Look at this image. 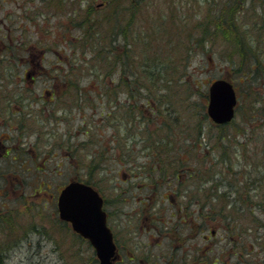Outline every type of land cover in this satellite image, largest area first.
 Returning a JSON list of instances; mask_svg holds the SVG:
<instances>
[{"label":"rangeland","instance_id":"1","mask_svg":"<svg viewBox=\"0 0 264 264\" xmlns=\"http://www.w3.org/2000/svg\"><path fill=\"white\" fill-rule=\"evenodd\" d=\"M222 1L225 0H147L149 6L145 5L144 8L146 9L148 6V9H146L148 13L139 14L136 18L135 28L137 29V34L138 32L143 35L145 33L151 34L152 31H148V28L154 26L153 22L155 21L153 19L155 15L160 13L164 16L163 20L169 24L170 32L174 30V27L178 30V33L175 34L178 39L172 38L170 42L168 41L169 38L160 41L152 39L150 42L152 44H161L163 49L165 48L170 52V54H161L162 61L166 67L174 57H176L174 63L179 61L180 56L178 53L181 50H178V46L182 44V38H190V41L201 38V29L205 28V24L197 23L203 20V13L208 9L211 10L222 5ZM38 2L39 0H35L34 3L32 0H27L22 4V2L17 3V0H15L13 3H4L0 6V18H4L5 22L3 24L0 23L2 39L7 40L9 42L8 45L13 41L12 45L16 48V52L9 48H3L2 53L11 55L13 59H9L13 60L10 61L15 67L14 70L22 72L28 65L29 53L34 51V46L30 44L35 42L34 44H39L40 47L49 51L43 62L45 65H52L51 73L57 74V68L60 66L63 68L62 74H69L68 71L66 73V69H69L71 65L67 64L66 56H69V58L67 57L68 61H77V55L76 57L72 56L73 52L68 47V38L69 36L76 37L79 31L71 28L69 32L67 27H65L66 32L63 33L64 29L61 28V24L67 21V15L64 14L74 7L73 2L81 3L83 7L88 4L97 6L102 0H63L62 3L65 9L61 12L51 9L50 12H47V7L40 6ZM58 2L59 0H57ZM27 3L29 7L26 6ZM51 4H54V2L51 1ZM154 4H157V6L154 7ZM246 8L247 18H244L246 23L243 22L245 26H248V23L256 22L257 16H264V0H251L249 6L247 7L246 5ZM26 12L27 14H21ZM46 12L48 13L47 15ZM51 13L54 15L51 16ZM44 17H48L49 20L36 23L37 18ZM149 20L152 22L148 23ZM259 23L260 21L256 25L258 26ZM23 24H31L30 32H24ZM256 33L257 35L255 36L258 39L264 38L263 30H256ZM61 34L67 39L66 43L62 42L61 39L63 38L59 39ZM63 44L64 47L62 49ZM61 51L64 52L62 57L58 55ZM230 52L231 49L227 42L221 37L208 41L203 50H196L195 55L192 57L193 60L184 72L187 86L190 87L187 91L189 95H183L185 101L182 106L180 103L178 107H186L183 108L180 118V112H176L175 115L178 116L175 117L180 121L179 124L182 125L179 129L180 131L184 132L183 128H186L193 135L195 131H199L200 137L191 135L190 139L195 138L192 143L187 142L183 135H178L180 138L176 134L169 137L171 141H169L168 146L182 149L185 152L182 161H179L176 167L167 166L176 169L178 174H181V180L174 178L177 183L180 181L189 183L190 180L187 176L196 166H203L208 172L222 170L223 175L227 177L228 185H236L238 183L244 185L246 180L255 179L245 174L250 173V170H245L249 167L245 166L246 164L241 158L238 159L234 156L237 152L234 151L235 143L233 140H241L243 142L244 135H241L242 132H237L234 135L235 131L232 126L226 129L230 137L228 142L232 143L230 145L232 168L225 170L224 168L215 169L214 166L212 167V162L214 163L221 152L218 149L216 150L217 129L206 114L208 87L210 82L216 79L231 81L235 84V88L239 85L228 61V56L232 53ZM151 55V51L146 52V56ZM86 67L91 68L90 63ZM176 69L179 70L178 68ZM92 71L94 72L95 69L93 68ZM75 74L70 77V80L76 86L68 90V93L72 94L70 102L75 97H80L79 106H68L69 95L66 94L63 99H66V105H62L61 109L51 111V116L46 122H44L43 115L36 121L34 119L30 120V122H34L35 129L41 132H37L33 137V141L36 142L37 146L35 168L30 164V166L24 167V169L28 168L29 172L24 171L21 166L22 160L13 162V165L16 166L14 174L18 175L19 181L23 180L25 184L15 186L16 193L0 190L1 214L15 217L17 225L21 227L18 236H25L16 242L17 245L14 246L16 248L9 250L5 264H96V260H94L96 256L70 230V225L61 222L58 218L56 202L60 189L69 181L87 179L106 198H110L116 194H125L127 189L134 188L131 186L132 184L146 182L147 179L145 177H150L151 175L145 174V171L148 167L150 168L155 156L140 141L142 139L145 141V137L148 134H153L162 125L164 118H161V114L157 116L154 110H147L143 105V101L139 100V96H145L146 92L140 90L141 93L139 96L135 95L136 98H130L128 95L125 98L124 96H118L116 93L108 96V99L111 100L110 103H107L106 99L103 98V100L99 99V102L94 101L91 104L90 99H92L93 94L84 95L82 91L83 87L86 86L85 84L89 82L88 78L78 76L77 74L79 73ZM113 74L117 73L113 71ZM127 74L132 73L128 71ZM182 74L179 71L173 74L167 69L160 75L169 76L177 80ZM177 81L184 83L183 80ZM145 83L146 81H141L136 84L141 86V84ZM76 87H79V93L76 92L78 90ZM238 87L242 90L241 93L239 92V96L237 95L238 103L240 102L241 104V99H243L245 104H252L257 97L250 95L245 85ZM135 89L137 88H129V90ZM172 92L178 95V92L173 90V88ZM259 93L262 95V102L264 103V89L260 90ZM85 99L87 101L84 103ZM257 101L260 102L258 104L260 107L261 101ZM123 103L134 107L130 117L132 120L131 127L128 125L127 129H124V124L121 122L117 123L120 115L118 108ZM136 105H139V107H135ZM243 113H247V108L241 109V115L237 116L235 123H246L250 129H258L257 124L253 123V120L251 122L247 119L242 120ZM204 114L206 117H204ZM156 118H159V120H156ZM134 120H137L141 126L139 125L138 127ZM127 121L129 120L127 119ZM44 130L50 133L45 136L43 135ZM159 136L163 135L160 134ZM124 141L126 143H123ZM118 146L124 148V157L121 154L122 150L117 148ZM219 147L223 150L221 144L218 145ZM99 158L102 159L95 171L90 164L93 160ZM124 160L127 161L125 162ZM154 163L152 166H155ZM211 167L213 169L209 170ZM141 173L143 174L141 175ZM256 175L258 177V174ZM250 192L251 194L246 189H243L242 194L244 195V201L247 200L246 203L248 204L252 200L251 195L254 196L256 204H253L255 207H252L254 209L252 213L249 210L251 206L244 205L241 219L237 223V229L232 226L230 233L227 234L226 238L222 237V241L221 230H219L221 228L215 227L217 233L216 239L214 238L213 240V247L216 255L218 254L217 249L220 246H225V244L226 250H231L235 247L236 239L238 238L242 242V264H264V205L259 206L264 201H261L260 197L253 193L254 189ZM132 193L137 192L131 191L130 193L127 191V198L132 200L131 208L134 207L133 200L137 197H131ZM216 207L219 208V206ZM227 209H229L228 206ZM241 230L242 234H240ZM231 241H233L232 248ZM227 259L228 263L235 264L236 262L234 255H229ZM216 264H221V262Z\"/></svg>","mask_w":264,"mask_h":264},{"label":"trees","instance_id":"2","mask_svg":"<svg viewBox=\"0 0 264 264\" xmlns=\"http://www.w3.org/2000/svg\"><path fill=\"white\" fill-rule=\"evenodd\" d=\"M0 1L7 2V0ZM17 1L24 4L27 0ZM34 1L35 0H32L33 3ZM51 1H53L54 4H51ZM62 1L63 0H59L57 3V0H39L38 3L40 6H46L47 12H50V9L61 12L65 9ZM250 2L251 0H225L222 1V5H219L217 8L208 9L203 13V20L197 23L205 24V28L201 29V38L194 41H190V38H182V44L178 46V50H181V52L178 53L180 56L179 61L174 63V59H176V57H174L166 67L162 61L163 58L161 54H170V52L165 48L163 49L161 44H152L150 42L152 39L160 41L165 40V38H169L168 41L170 42L172 38H176L175 34L178 33V30L171 24L174 30L170 32L169 24L163 20L164 16L159 12L160 14L155 15L153 19L155 21L153 22L154 26L148 28V31H152V33H145V35H143L138 32L137 34V29L135 28L136 18L139 14L148 13V10H146L149 6L147 0H102L97 6L88 4L83 7L81 3L73 2L74 7L64 14L67 15L66 23L64 22L61 24V28L64 29L63 33L66 32L65 27H67L69 32L71 28H75L79 31L76 37L69 36L68 38V47L73 52L72 56L76 57L77 55V61H68L69 56H66L67 64L71 65L69 69H66V73L67 71L69 72V74H66L67 95H69L68 106H79L78 101L80 97L77 96L70 102L72 94L68 93V90L76 86V84H73L72 80H70L72 75H76L75 73H79L77 74L78 76L80 75L88 78L89 82L85 84L86 86L83 87L82 91L84 95L93 94V97H91L92 99H90L91 104L94 101L99 102V99L103 100V98L106 99L107 103H110L111 100L108 99V96L116 93L118 96H124L125 98L127 95L130 98H136L135 95L139 96L141 93L140 90L145 91V96H139V100L143 101V105L147 110H154L157 116L161 114V118H164V120L162 121V125L157 128L153 134H148L145 137L146 142L144 139L140 142H143L145 148L151 150L153 155L156 153V155H154L155 167H176L179 161H182L185 152L182 149L168 146L169 141H171L169 137L174 136V134L177 136L183 135L189 143H192V141L194 142L195 139H190L193 134L189 133L186 128H183L184 132L179 130L182 125L179 124L180 121L175 117L178 116L175 115L176 112H180L179 118L181 117L182 110L186 106L182 108L180 106L178 107V105L181 103L180 105L182 106L185 101L183 97L184 94L189 95L187 91L190 87L187 86L186 74L184 72L193 60L192 57L195 55L194 53L196 50H203L206 42L221 37L227 42L231 49L232 53L230 52L231 55L228 56V61L231 65L230 68L233 74L237 77L238 86L245 85L250 95H255L257 98H255L254 102L250 105L245 104L243 99H241V104L240 102L237 104L234 120L225 125H215L217 129L216 150L218 149L221 153L219 152L220 154L216 157L214 163L211 161L212 167L214 166L215 169L224 168L225 170H230V168H232V157L230 156L232 153L230 145L232 143L228 142L230 137L226 129L232 126L235 131L233 133L234 135H236L237 132H242L241 135H244L243 142H241V140H233L235 143L234 151L237 152L234 156L238 159L241 158L246 164L245 166L249 167L245 170H250V173L245 174L249 175V177L257 176L256 174H258L257 179L251 178L246 180L243 187L250 194V191L254 189L253 193L257 194L261 201H264V103L262 102V95L259 93L260 90L264 89V38L258 39V37L255 36L257 35L256 30L264 31V16H257L256 22L248 23L249 27L245 26L244 23H246V21L244 18H247L246 5L248 7ZM240 3L241 5H239ZM145 5H148L146 9L144 8ZM26 6L29 7V4L27 3ZM156 6L157 4H154V7ZM47 12L46 15L48 14ZM154 13L156 12L154 11ZM21 14H27V12ZM53 15L54 14L51 13V16ZM48 17L37 18L36 23L48 21ZM258 21H260V23L257 26L256 24ZM149 22L152 21L149 20L148 23ZM32 25H34V23H32ZM30 27L31 24H23L24 32H30ZM61 38L64 39L65 43L67 42L63 34H61L59 39ZM176 39H178V37ZM73 49L75 50L73 51ZM147 51H151L152 55L146 56ZM166 60H168V58H166ZM168 61H166V63H168ZM89 63L91 68L86 67ZM93 68L95 69L94 72L92 71ZM167 69L173 74H175L176 71H179L180 74L184 73L177 79L179 81L183 80L184 83L178 82L175 78H170L169 76H161L160 74ZM62 70L63 68L59 66L57 68V74H62ZM113 71L117 74H113ZM128 71L132 73L128 74L130 78L129 82L127 81V75H125ZM110 80H116L119 81V83L112 88ZM141 81H146V83L141 84V86L136 84ZM134 84L135 86H133ZM233 85L235 86L234 83ZM238 86L235 89L239 96V92L241 93L242 90ZM130 87L137 89L129 90ZM78 88L79 87H76V89ZM172 88L178 92V95L172 92ZM114 89L116 91L113 92L112 90ZM121 89L123 90L121 91ZM76 92L79 93L80 90L78 89ZM257 100L261 101L260 107L258 106L260 102ZM86 101L87 99L84 100V103ZM135 107H139V105ZM161 107L164 110H162ZM133 108L132 105H126L124 103L118 108L120 115L117 120L124 124V129H127L128 125L130 126L131 124L130 117ZM245 108H247V113H243L242 120L247 119L250 122L253 120V123L257 124L258 129H250L246 123H235L237 116L241 115V109ZM204 117H206L205 114ZM127 119L129 121H127ZM156 120H159V118H156ZM160 134L163 135V140L156 137ZM193 136L199 138L200 132L195 131ZM148 137L152 138V143L154 145L151 146ZM123 143H126V141ZM219 144L223 146V150H221L220 147L218 148ZM238 148H240V150H238ZM123 149L124 148L121 146V150ZM123 153L124 152L121 154ZM122 157H124V154ZM101 159L102 158H99L91 162L90 166L92 169L96 171ZM203 165L205 166L204 163ZM216 171L219 173L218 175H223L222 170H214L212 172ZM206 172L208 171L204 169L203 166H196L195 169H192L191 175L196 178V183H203L205 181ZM171 175H173V173H171ZM72 181H83L92 185L87 179H75ZM246 201H244L243 206L250 205L251 208H249V210L252 213L254 210L252 207L255 206L251 202L250 204L246 203ZM261 205H264V203L261 202L259 206L261 207ZM1 213L0 211V214ZM16 220L17 219L13 216L0 215V235L3 237V250H5L4 254L0 253V264L2 261H5L6 255L9 253L10 249L7 247L14 245V243L10 245L7 244L9 241L17 240L16 238H18V234H20L21 227L17 225ZM13 234L17 236L11 238ZM1 240L2 238H0V242Z\"/></svg>","mask_w":264,"mask_h":264},{"label":"flooded vegetation","instance_id":"3","mask_svg":"<svg viewBox=\"0 0 264 264\" xmlns=\"http://www.w3.org/2000/svg\"><path fill=\"white\" fill-rule=\"evenodd\" d=\"M14 1H0V6ZM0 21L5 23L4 18ZM2 37L0 28V190L16 193L15 186L25 183L14 174L16 166L13 162L22 160L24 171L29 172L24 167L30 164L35 168L37 146L33 137L38 130L30 120L36 121L43 115L46 122L51 111L66 105V99H63L67 94V83L66 74H51L52 65L43 62L49 51L34 42L30 44L34 51L29 53L28 68L22 72L14 70L10 61L13 57L2 50L9 48L16 52V48L13 41L8 45L9 42ZM61 40L65 43L64 39ZM63 53L61 51L58 55L62 57ZM125 75L129 82L128 74ZM117 83L119 81L110 80L112 88ZM43 132L45 136L50 133ZM156 137L162 139V136ZM191 173L187 176L189 183H177L174 178L181 180V174L176 169L151 165L145 171V174H151L149 178L145 177L146 182L132 184L134 188L127 189L125 194L110 198L93 186L102 199L106 226L114 245L112 264H234L227 262L229 255L236 257L235 264H242V242L238 238L234 248L231 241L232 249L226 250L225 244L217 249V255L213 240L217 233L215 227L221 228V241L222 237L228 236L232 226L237 229L243 212V185H228L227 177L218 175L217 171L207 172L205 181L196 183ZM127 191L137 192L131 194V197L137 196L133 208ZM251 197L249 202L255 205L254 196ZM77 237L96 256L91 243L79 235Z\"/></svg>","mask_w":264,"mask_h":264},{"label":"water","instance_id":"4","mask_svg":"<svg viewBox=\"0 0 264 264\" xmlns=\"http://www.w3.org/2000/svg\"><path fill=\"white\" fill-rule=\"evenodd\" d=\"M236 92L232 83L216 79L208 87L207 115L215 124L229 123L235 114ZM57 212L61 221L88 240L96 250L99 264H112L114 245L106 226L102 199L90 185L69 182L59 192Z\"/></svg>","mask_w":264,"mask_h":264},{"label":"bare ground","instance_id":"5","mask_svg":"<svg viewBox=\"0 0 264 264\" xmlns=\"http://www.w3.org/2000/svg\"><path fill=\"white\" fill-rule=\"evenodd\" d=\"M113 120L116 121L115 118H113ZM131 121H132V120H131ZM117 123H120V121L117 122ZM134 123L139 127V122H138L137 120H134ZM129 127H131V124H130ZM148 139H149L150 142H151V146L154 145V144L152 143V142H153L152 138H151V137H148ZM163 139H164V138H162L161 140H163ZM145 142H146V140H145ZM147 142H148V141H147ZM148 143H149V142H148ZM117 148H118V149H119V148L121 149V146H118ZM113 150H115V148H113ZM122 152H123V150H122ZM125 162H126V161H125ZM69 182H72V181H69ZM69 182H68V183H69ZM68 183H67V184H68ZM67 184H65V185H67ZM65 185H64V186H65ZM64 186L60 189V191L64 188ZM60 191H59V192H60ZM58 194H59V193H58ZM16 234H17V233H16ZM16 234H13L11 238H14L15 236H17ZM23 237H24V236H23ZM23 237L18 236V238H16L17 240H13V241H11V242L9 241V243H8L7 245H10V244H12V243H14V245H11V246H9V247H7V248H8V249L16 248V247H14V246L17 245L16 242L19 241V240H20L21 238H23ZM0 238H2V240H1V242H0V253L4 254V251H5V250H3V248H4V247H3V244H4V243L2 242V241H3V237H2V235H0ZM5 259H6V258H5ZM1 264H5V261H4V262L2 261Z\"/></svg>","mask_w":264,"mask_h":264}]
</instances>
